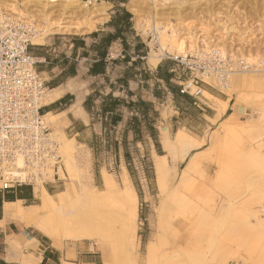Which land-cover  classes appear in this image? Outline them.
Masks as SVG:
<instances>
[{
	"label": "rangeland",
	"instance_id": "1",
	"mask_svg": "<svg viewBox=\"0 0 264 264\" xmlns=\"http://www.w3.org/2000/svg\"><path fill=\"white\" fill-rule=\"evenodd\" d=\"M17 1L20 4L26 2L25 7L27 6V10H25V14L34 20L36 24H40V14L43 8L32 0ZM79 1H88V6L90 7L92 3H101L99 0ZM4 2L10 3L11 0H4ZM104 4L109 5L107 3ZM130 4L136 8V11L131 10ZM127 6L132 12L136 30L148 40L150 51H152L151 54L153 50H156L158 45L154 42L155 39H153L152 32L143 34L138 23L144 18L152 20L154 17L156 22L171 24L174 30L182 37L183 32H185L184 29L191 27L189 32L191 33L192 31L191 34L193 36H196V33L199 34L204 29L203 31L206 32L204 33L207 34H204L205 37H209L207 40L209 45L215 42V38H218L228 53L225 62H220L221 66L228 69L229 67L230 69L235 67V63L232 64V57L229 54L239 53L240 55L242 53L245 55L249 51L257 58H260L262 63L259 68L264 67V0H152V3L151 0H128ZM61 7L62 4L53 5L47 7L46 12H49L51 19L58 20V18L62 17L60 15V12H62ZM108 8L109 6H107ZM103 16H106V11L102 15H98V12L95 10L93 11L90 17L95 21L94 27L98 22L104 20ZM64 19L68 20L67 17ZM94 27L92 28L94 29ZM86 32L84 31L82 33ZM77 33H53L47 34L45 37ZM196 39L195 41H198V37ZM173 54L177 55L176 53L162 54L161 57L165 58V60L170 62L171 67L176 69L175 72L178 76L179 83L183 84L186 80L193 79L192 83L195 87L192 86L189 93H193L196 88H200V90L206 89L210 94L224 101L223 115L216 120L208 118L205 122L200 116L202 110L191 103L190 99L193 96L184 92L186 96H181L180 99L184 108L182 114L178 117L181 118V124L184 126L182 129L200 140L201 143L197 148H190L186 153H184L182 147H178L177 150L176 148L166 150L162 147L161 138L160 143H154L153 141L149 145L147 142L144 147L138 148L130 146V148L124 149V152L127 154H124V152L122 154L119 149L115 150L117 154L110 152L109 149L113 147V142L111 141L103 142L101 140H94L89 143V147L83 143L78 145L75 152L74 166L77 170L78 179L88 190L102 189L104 187V174L112 178L111 180H113L119 190L124 188L123 166L126 165L125 168L127 169L129 185H131L133 193L136 196V207L133 210H130L132 207L131 203H126L125 206L117 196L107 200L110 203L107 206L112 208L113 211H116V215L122 212L123 214L125 213V219H132L134 221L136 236L133 244L132 239L129 241L121 239L114 242L100 238L95 244H92V241L86 239L83 241H89L92 244L90 247L97 253L96 255L100 260L99 264H104L105 259L110 260L112 264H174V260L170 259V256L172 254L180 255V251L182 255L184 249L203 253L205 258L201 264H264V237L254 232V229L259 225V220L251 218L252 216L250 215L251 213H258V215L262 216L258 211L255 212L259 205L254 197L260 194V191L264 190V168L248 170L245 178L235 183L227 193L222 189L220 190L218 186L215 187L217 177L230 180L234 179L236 166L230 160L233 158L232 151L235 152L237 149L235 150L231 146L235 145L238 147L240 145L238 151L241 150L243 153L248 150L249 126L256 121L255 117L264 104V76L252 82H247L246 85L244 84L245 87L240 86L239 90L238 87H234L233 91L230 90L231 92L227 90L229 91L227 94L225 92L226 89H223L222 82H218L215 78L209 79L202 73L203 68L200 66L201 60L199 55L195 53L187 54L191 59L192 67L190 68L179 64L177 65L172 59L174 57ZM239 55L237 54L238 58L233 59L234 61L235 59L237 60L236 63L241 66V69L245 67V71L250 70L252 67L258 68L256 64L251 63L252 65H249L247 62L244 64L241 55ZM161 57L159 55L158 60ZM213 73L212 71L208 76H212ZM197 96H199L201 101L205 100L212 106L213 111L215 110L213 108L215 106L214 99L207 100L202 95V92ZM230 112L237 115L238 121L236 122L237 127L235 128L237 131H231L229 134L231 135V137L229 136L230 139L232 138L231 140L235 136L237 139L234 142L229 139L231 144L229 148L231 159L229 160L230 157H228L227 151L224 149L221 151L224 134L221 125H223L224 120L230 115ZM49 126L51 135L55 137L53 124L49 123ZM64 127L65 125L63 126V130ZM197 130L201 131L198 132ZM64 133L67 137H73L76 140L69 133L65 131ZM174 136V132H170V137L174 138ZM76 142L78 141L76 140ZM153 146H155L156 152ZM197 150L200 152L197 154L198 157L196 156L194 169L190 171L189 179L181 187L178 181L183 166L189 157L192 156V153ZM156 154L166 155L167 169L160 175L163 180V186L159 184L158 174L155 168L157 160L155 157ZM60 179L54 182L61 184L62 186L60 188L63 189L67 179L62 178V171H60ZM247 179H249V185L247 182H244ZM177 184L181 190L177 189ZM204 191H206L205 194ZM194 192L195 194H193ZM189 193L191 196L193 195V198L198 195H206V198L209 197L212 200L209 215L213 219L212 226H214V223L216 225L213 228L214 230L210 226L211 224L207 225L203 230L201 228L199 229V220L196 216L189 218L185 215L180 220L178 216L172 217L173 215H170L172 219L170 221L169 211H174V208L182 210L186 202L190 201L189 199H193ZM228 200L235 201V204H233L230 214L225 218L222 210ZM104 202L106 201L104 200ZM166 205H168L167 208ZM163 209L168 213H164L165 211ZM115 213L113 215L114 219L117 217ZM161 214L162 216L165 214L163 216L164 218L161 219L163 223H160L159 217ZM122 217L119 215L118 219L120 218L123 221ZM245 217L252 221L251 227L245 226L240 221V218L244 219ZM116 226L119 225L115 224ZM212 230L216 238L208 246L205 234H209ZM196 231H199V234ZM246 233L249 236L252 235L255 242L252 237V240L244 241L243 238L247 236ZM155 238L158 240L153 250V256L150 262H148L146 245L149 240H154ZM248 245L252 246V248H248Z\"/></svg>",
	"mask_w": 264,
	"mask_h": 264
},
{
	"label": "crops",
	"instance_id": "2",
	"mask_svg": "<svg viewBox=\"0 0 264 264\" xmlns=\"http://www.w3.org/2000/svg\"><path fill=\"white\" fill-rule=\"evenodd\" d=\"M99 1L109 8L94 29L45 37L44 43L32 44L29 51L40 58L36 69L48 90L57 94L42 103L43 116H55L61 133L74 136L78 145L111 141L109 151L117 154L119 149L123 154L130 146L153 143L150 123L159 143L163 128L170 134L184 127L178 116L185 94L170 62L163 57L155 65L151 62L148 40L136 30L128 0ZM164 72L166 79L160 76ZM130 100L149 103L147 116L135 103L129 105ZM190 100L202 110L205 122L213 116L205 100L199 96ZM60 186L58 182L43 185L49 193L58 192ZM40 203L33 185L0 188V264H99L89 241L52 237L39 220ZM19 206L24 213L18 212ZM9 211H14L13 216Z\"/></svg>",
	"mask_w": 264,
	"mask_h": 264
},
{
	"label": "bare ground",
	"instance_id": "3",
	"mask_svg": "<svg viewBox=\"0 0 264 264\" xmlns=\"http://www.w3.org/2000/svg\"><path fill=\"white\" fill-rule=\"evenodd\" d=\"M32 1H35L37 4L40 5V7L43 8L41 9L42 13L40 14L41 22L40 24H35V26L39 28L38 29L39 33L36 32L31 36V42L33 44H42L47 34L61 33V32H71V33H77V32L82 33L84 31L88 32V30L94 27L95 21H93L90 17L93 11L95 10L98 12V15L99 14L102 15L106 11L107 6H109L104 4L103 1H101V3H92L93 5L91 4V7L88 6L89 3L88 1L81 2L79 0H32ZM25 3L26 2L20 4L18 3L17 0H11V2L8 3V2H4V0H0V16L4 10L6 12L8 11L9 13L11 12L16 15H19L20 17H25L27 18V20H32L29 17H27V15L25 14V10H27V6L25 7ZM59 4H62L61 7L62 12H60V15H62V17L58 18V20L51 19L49 12H46L47 11L46 8ZM153 5H154V1H153ZM130 8L131 10L136 11V8H134L131 4H130ZM63 17L64 18L67 17L68 20L64 19ZM138 26L143 34L152 32L153 39H155L154 42L158 45L156 50H153L152 54L150 53L151 54L150 59L154 65L157 63L159 55L161 57L162 54H172V53L177 54V55L173 54L174 56H178V55L186 56L187 54H194L196 52H202L204 55L207 54L211 55L215 53V56H217V59L220 62H225V60L227 59L228 53L226 49H224L218 38H215L216 39L215 42L209 45V43L207 42L209 37L208 38L205 37V35L207 34H205L206 32L203 31L204 29L201 32H199V34L196 33L195 34L196 36H193L191 34L192 31L191 33L189 32L191 27H187L184 29L185 32H183L184 34L182 37L179 35L177 31L174 30L171 24L169 25L166 23L156 22V20H154V17L152 18V20L146 18L140 20ZM197 37H198V41H195ZM250 53L251 52L249 51H247L245 55L240 53L243 63L246 64L247 62V64L249 65L251 63L256 64L258 65V68L252 67L251 69L249 68L250 70H245V71H244L245 67L241 69V66L236 63L237 60L235 59L234 61L233 59V58H238L237 54L239 55V53L229 54L233 59V60L231 59L232 64L235 63L234 64L235 67L226 70L227 74H226V78L224 79L225 81L221 83L223 89H226L225 90L226 93L229 92L230 90L233 91L234 87L235 88L238 87L239 90V87L244 86V84L246 85L247 82H252L253 80L262 78V76H264V67L259 68L262 63L260 58H257L256 56H254V54L252 53L250 54ZM251 72H253V74H251ZM207 78L216 79L218 78V76L215 77V75L212 74V76L207 75ZM201 92L202 95L207 100L214 99L215 106H213V108L215 109L214 110L215 112L212 117H209V119L216 120L217 118H220L223 115L225 102L217 98L213 94H210L206 89H201ZM55 95H57L55 91L46 90L44 95L42 96L41 103H45L46 100L51 99ZM43 119L47 120V122L50 124L52 123L54 126V136L56 137L54 138L58 143L59 153H61L62 156V167H61L62 170L61 169L59 170L62 171V178L63 179L66 178L67 181L64 183L63 186L64 188L56 193L47 192L45 187H43L44 184L39 179H37L34 182L33 187L35 189V192L41 198V203L37 210L39 212V220L43 221L45 225L48 227V229H50L52 237L59 238L61 241L67 240L71 242H81L86 239L92 241V244H95L99 241L100 238L112 240L114 242L121 239L122 240L126 239L127 241L132 239V244H133V240L136 236L134 221L132 219L131 220L125 219L124 216L125 213L123 214L121 212L116 215L115 213L116 211H113L112 208H109L107 206L110 205V203L107 202V200H109L114 196H117L119 199L122 200L123 205L126 206V203H131L132 207L130 208V210L135 209L136 196L133 193L131 185H129L126 168L123 167L124 188H121L119 190L117 185L113 182V180H111L112 178L104 174L103 176L104 187L98 190L97 189H94L92 191L88 190V188L85 187L83 183L78 179L77 170L75 169L74 166L75 152L76 149L78 148L77 142L75 141L74 138H68L67 136L61 133L60 129H58L57 127L55 116L48 113L46 114V116H43ZM255 120H254L255 122L249 126V130H248L249 145L247 148L248 149L247 152L244 153L241 150L238 151V147L240 145H238L237 147L235 145L231 146L230 144V141L234 142L235 140H237L235 134H233L235 136V138L233 137V140H231L232 138L231 139L229 138V136L231 137V135H229L231 131L234 132V130H236L235 129L237 127L236 122L238 121L237 115H235V113L230 112V115L224 120L223 125H221L224 132L221 143L222 145L221 151L222 149L226 150L229 155L227 156L230 157L229 158L230 160L231 159L229 153L230 146L234 147L235 150L237 149V151L235 152L232 151L233 158L232 160H230V162L232 161L233 164L236 166V170L233 177L234 179L230 180L223 177H217L215 180V187L218 186L220 190L221 189L224 190L225 193L229 192L235 183H238V181L243 180L248 170L254 168H260V169L264 168V104L263 107L259 109V112L255 117ZM161 134H162L161 135L162 147L166 150H172L175 148L177 150L178 147H182V150H184V153H186L188 149L193 147L197 148V146H199L201 143L200 140L196 139L190 133L186 132L182 128H180L178 131L174 133L175 134L174 138H171L170 134H168L167 130L164 128ZM199 152H200L199 150L193 152L192 156L189 157V159L185 162L178 181V184L181 185V187L189 179L190 176L189 173L191 170L193 171L194 169L196 156ZM155 157L157 158L155 163V168L158 174V181L160 186H163L162 184L163 180L160 177V175L161 173H164V171L167 169L166 155L156 154ZM248 181L249 179H247L244 182H247L248 184ZM178 184H177L178 186L177 189L180 188ZM205 192L206 191H204V194ZM200 193L204 195L202 192ZM193 194H195V192ZM202 195H198L197 197L194 196L195 198H193V195L192 196L190 195L193 199H189L190 201L186 202L185 206L182 207V210H177V208H174L175 209L174 211L171 212L169 211L170 214L164 209L163 211H165L164 213H168L169 216L170 215H173L172 217L178 216L180 220L185 215H187L189 218L196 216V218H198L199 220V229L201 228L203 230V228L205 229L207 225L210 224H211L210 226L213 229L216 225L214 223V226H212L213 219H211V216L209 215L210 214L209 208L212 207L211 204L212 200H210L209 197L206 198V195L205 196ZM254 198H256V201L259 205L258 209L255 210V212L258 211L259 213L262 214V216L258 215V213L250 214L252 216L251 218H255L259 220V225L254 229V232H257L258 234L264 237V190L260 191V194L256 195ZM104 200L106 202H104ZM233 204H235V201L228 200L225 203L224 208L222 210V214H224L225 218L227 217V215L230 214ZM243 204L244 206H246L245 203ZM167 206L168 205H166V208ZM241 208H242V204H241ZM18 209H19L18 212L20 214L24 213V211L21 210L20 206ZM9 212H11V215L13 216L14 211L13 212L9 211ZM114 213L117 216V217L115 216L116 219H114L113 216ZM119 215L123 216L122 217L123 221H121L120 218L118 219ZM163 216L161 214L159 217L160 223H163V221L161 220L162 218H164ZM169 218L171 221L172 220L171 216ZM117 219L121 222H119ZM240 221L244 223L245 226L247 227L252 226V221H250V219L246 217L244 219L240 218ZM115 224L116 225L118 224L119 226L115 227ZM213 230L209 234H205V238L206 241L208 242V246H210L216 238L213 233L214 232ZM198 232L199 231H196V233ZM246 234L247 236L243 238L244 241L247 242L249 241V239L252 240L253 238L252 235L249 236L248 233ZM157 240H158L157 238H155L154 240H149L148 244L146 245L148 262H150V259L153 256L154 253L153 250L155 248V244ZM249 245L248 248L249 247L252 248V246ZM174 253L178 254L179 252H174ZM204 258L205 256L203 253L193 252L186 249H184L182 255L180 251V255L172 254L170 256V259L174 260L173 262L174 264H201ZM64 264H69V263L66 262ZM104 264H112V262L108 259H105Z\"/></svg>",
	"mask_w": 264,
	"mask_h": 264
},
{
	"label": "built area",
	"instance_id": "4",
	"mask_svg": "<svg viewBox=\"0 0 264 264\" xmlns=\"http://www.w3.org/2000/svg\"><path fill=\"white\" fill-rule=\"evenodd\" d=\"M35 24L33 20L4 10L0 16L1 189L23 184L31 186L37 179L43 184L61 180L62 156L41 112L44 106L41 99L48 87L36 69L40 58L29 51L33 44L31 36L39 33ZM195 54L200 57L203 74L207 76L213 71L218 82L225 81L228 68L220 65L215 53ZM188 56L178 55L172 59L177 65L191 68ZM192 82L193 79L180 84L181 92L189 93L194 86ZM200 93V88H196L189 94L196 97Z\"/></svg>",
	"mask_w": 264,
	"mask_h": 264
},
{
	"label": "trees",
	"instance_id": "5",
	"mask_svg": "<svg viewBox=\"0 0 264 264\" xmlns=\"http://www.w3.org/2000/svg\"><path fill=\"white\" fill-rule=\"evenodd\" d=\"M124 19V18H123ZM160 76H162L163 78H165L166 79V77H167V72H164L163 74L161 73V75ZM169 83V82H168ZM171 87V86H170ZM184 94V93H183ZM183 96H185V95H183ZM109 98L112 100V97L111 96H109ZM133 103H135L136 105H138L139 107H140V109H141V111H142V114H144L145 116L144 117H146L147 116V111H148V109H149V103H144V102H133V101H131L130 100V102L128 103L129 105H133ZM137 123V122H136ZM135 127L137 128V125H135ZM148 129L150 130V132L151 133H149V134H151V136H152V139H153V141H154V143H157L158 141H157V138H156V134L154 133V128L152 127V125H151V123L150 124H148ZM139 136H137V137H139V138H137V139H141L140 137V134H138ZM124 152V151H123ZM124 154H127V153H125L124 152Z\"/></svg>",
	"mask_w": 264,
	"mask_h": 264
}]
</instances>
